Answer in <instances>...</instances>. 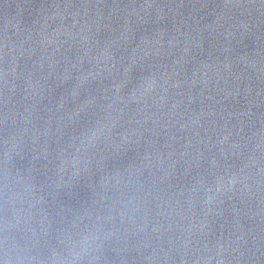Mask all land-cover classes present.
Returning <instances> with one entry per match:
<instances>
[{"label":"water","instance_id":"95a60500","mask_svg":"<svg viewBox=\"0 0 264 264\" xmlns=\"http://www.w3.org/2000/svg\"><path fill=\"white\" fill-rule=\"evenodd\" d=\"M0 264H264V0H0Z\"/></svg>","mask_w":264,"mask_h":264}]
</instances>
